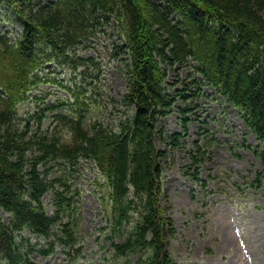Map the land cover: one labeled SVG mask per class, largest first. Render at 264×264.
<instances>
[{"label":"trees","instance_id":"1","mask_svg":"<svg viewBox=\"0 0 264 264\" xmlns=\"http://www.w3.org/2000/svg\"><path fill=\"white\" fill-rule=\"evenodd\" d=\"M1 1L23 8L13 12L20 36L12 40L0 30V210L7 215L6 221L0 216V262L36 264L34 252L48 255L58 245L70 261L77 257L80 190L64 174L86 160L101 176L96 184L103 189L99 213L109 264H177L169 247L176 227L162 197L166 152L157 145L159 123L178 96L209 95L206 86L239 110L258 142L246 146L264 162V0ZM108 26L121 38L114 55L127 57L122 116L106 123L100 93L86 102L75 82L67 86L70 111L54 114L57 128L42 129L44 113L57 104L39 105L19 119L18 104L43 77L41 62L91 77L79 71L86 67L99 79L101 59L76 49ZM176 65V75L183 68L186 78L170 92L169 70ZM92 109L97 117L88 118ZM187 125L183 117V131ZM180 136H169L174 146ZM56 164L64 172L59 176ZM30 236L46 242L38 246Z\"/></svg>","mask_w":264,"mask_h":264},{"label":"rangeland","instance_id":"2","mask_svg":"<svg viewBox=\"0 0 264 264\" xmlns=\"http://www.w3.org/2000/svg\"><path fill=\"white\" fill-rule=\"evenodd\" d=\"M35 1L25 0V4ZM14 6L23 8L20 2L12 8L0 0V30L8 31L12 40L21 35ZM112 30L108 26L92 41L76 49L77 54L101 59L98 80L94 81L92 69H79L91 75L85 78L54 61H43L38 71L43 77L31 88L29 97L18 104V118H28L39 105L57 104L56 109L44 113L42 129L57 128L54 114L70 111L67 86L75 82L77 86L82 85V100L86 99V102L95 100L92 94L96 91L100 93L107 106L103 112L99 109L102 112L99 116L106 123L113 124L122 116L124 107L118 101L127 92V57L114 55L113 43L120 42L121 38ZM177 67L169 70L170 92L181 89L186 78L183 68L176 75ZM203 87L209 95L198 98L178 96L171 112L159 123L165 139H158L157 145L166 152L161 160L164 168L162 197L176 227L169 239L171 254L177 264H264V193L257 181L259 173H264V162L246 146L258 142L245 126L239 110ZM91 116L97 117L94 109L88 113V118ZM183 117H188L186 131H183ZM174 132L181 133L178 146H174L169 138ZM75 167L73 173L67 171L64 175L72 188L80 190L74 227L77 257L70 261L58 245L48 255L34 252L32 259L36 264H109L103 257L109 248V240H106V231H101L99 213V195L103 189L96 184L101 176L86 160H81ZM61 173L64 172L59 165L53 166L55 176ZM261 177L264 185V176ZM49 198L48 194L46 201ZM0 216L6 221L4 211L0 210ZM30 238L38 246L46 242L42 237Z\"/></svg>","mask_w":264,"mask_h":264}]
</instances>
